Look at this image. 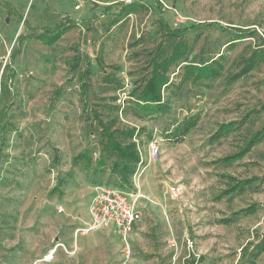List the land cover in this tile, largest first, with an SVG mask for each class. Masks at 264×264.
Instances as JSON below:
<instances>
[{"label":"rangeland","instance_id":"1","mask_svg":"<svg viewBox=\"0 0 264 264\" xmlns=\"http://www.w3.org/2000/svg\"><path fill=\"white\" fill-rule=\"evenodd\" d=\"M139 2L143 9L109 26L117 0H0V264H183L188 257H202L197 264H264V250L251 262L264 241V141L236 162H217L264 124V60L232 80L252 51L264 49V0ZM108 6L114 8L106 13ZM68 19L74 25L55 44L35 38ZM160 19L169 29L201 24L184 37L187 61L221 55V68L216 78L180 82L182 71L172 67L164 94L168 113L125 114L156 47L167 55L177 41L162 35ZM238 31L253 35L230 48ZM86 70L88 108L114 129L135 130L139 163L125 188L109 170L93 171L100 133L77 81ZM188 119L192 126L182 125ZM230 122L231 133L210 141ZM151 141L159 147L154 160L147 152ZM84 152L89 170L74 162ZM228 177L252 183L224 195L233 184ZM61 178L67 180L63 194L51 195ZM96 185L118 187L135 201L128 260L110 228L73 238L92 223ZM246 208L254 211L240 214ZM60 243L69 252L75 244L76 251L58 247L50 254Z\"/></svg>","mask_w":264,"mask_h":264},{"label":"trees","instance_id":"2","mask_svg":"<svg viewBox=\"0 0 264 264\" xmlns=\"http://www.w3.org/2000/svg\"><path fill=\"white\" fill-rule=\"evenodd\" d=\"M141 1V0H140ZM120 8L115 14V19H113L109 26H114L119 23L122 19L128 17L131 14H135L144 8V5L138 1L132 2L131 4H119ZM114 7L108 6L104 9V12L109 13ZM160 27L162 30V35L167 36L169 40H177L173 46L170 47L169 54H164V49L161 45H158L154 50V55L149 61V69L145 78L136 85L129 94V100L127 101V106L124 109L125 114L133 113L137 116L145 117L157 113L166 114L169 111V99L164 97L166 90L171 86L170 81V70L172 67H177L182 71L181 81L191 79L193 82H198L201 79L216 78L218 75V70L221 68V64L218 56L217 59L211 61H198V62H188V44L184 41V37L202 25H194L183 29H169V27L160 19ZM74 25V22L69 19L65 23H60L59 25L50 28L44 27L39 35H36V39L42 42L46 46H51L55 44L59 39L70 30ZM239 32V31H238ZM248 37H252V32L237 33L233 39H231L226 45L233 48L234 44ZM15 52V51H14ZM14 52L12 55H14ZM264 60V49L256 48L252 51L251 55L245 60L242 69L232 76V80L236 81L241 77L248 74L259 62ZM183 64V65H182ZM79 66V58L74 57L71 69L74 71ZM90 71H83L78 75L77 81L79 82V88L83 94L81 99L83 108L85 111H90L92 120L96 124L99 130V157L94 164V172L103 173L104 170H109L112 176L118 178L121 188L126 187V183L134 176L137 165L139 163L138 149L134 140V129L127 130H117L111 127V123L104 121L96 110H91L88 108V103L86 102V96L88 92V84L86 80L88 79ZM173 74V73H172ZM190 120H185L182 125L192 126ZM188 127L182 130L183 132L187 130ZM235 129V122H230L227 124H222L219 126L218 130L210 138V141H217L220 138L228 135ZM4 132H12L10 128H4ZM178 130V128H177ZM179 131V130H178ZM264 141V124L261 130L255 132L251 135L244 143L240 149L232 154L228 155L217 162L224 164H231L242 159L251 149L258 143ZM1 146V145H0ZM1 149V147H0ZM84 162V168L86 170L90 169V159L88 153L78 154L74 158V162L78 161ZM233 183L231 187L223 192L224 195L233 192H243V190L252 183V180L235 181L233 178L228 177ZM67 180L61 178L58 180L56 187L51 191V195H62V189L66 186ZM97 186V185H96ZM111 186V185H107ZM95 187V186H94ZM93 187V188H94ZM113 187V186H111ZM118 190L124 192L123 190ZM125 193V192H124ZM254 208H246L240 211V214L248 215L249 212L252 213ZM225 224L230 223V220L223 221ZM264 250V241L256 246V250L251 255V262H254ZM202 260V257L197 259L194 257H188L185 259L183 264H197Z\"/></svg>","mask_w":264,"mask_h":264},{"label":"built area","instance_id":"3","mask_svg":"<svg viewBox=\"0 0 264 264\" xmlns=\"http://www.w3.org/2000/svg\"><path fill=\"white\" fill-rule=\"evenodd\" d=\"M122 4H131L133 0H117ZM78 9V7H76ZM148 157L154 160L159 155V147L156 142L151 141L147 145ZM176 194L174 189L170 191V198L174 199ZM135 201L129 202L127 194L117 188L107 185H97L93 188V196L90 200L89 213L92 218L90 226L83 229H76L74 240L78 232H89L93 230L110 228L123 243L122 253L125 260H128L131 255L130 243L128 236L132 231L133 224L138 220V213L135 210ZM58 212H62V208L58 207ZM58 247H61L68 254H73L76 251V245L72 246L70 252L63 244H57L54 249L50 250V254ZM46 259V258H45ZM35 264V263H33Z\"/></svg>","mask_w":264,"mask_h":264},{"label":"bare ground","instance_id":"4","mask_svg":"<svg viewBox=\"0 0 264 264\" xmlns=\"http://www.w3.org/2000/svg\"><path fill=\"white\" fill-rule=\"evenodd\" d=\"M52 254V253H51Z\"/></svg>","mask_w":264,"mask_h":264},{"label":"water","instance_id":"5","mask_svg":"<svg viewBox=\"0 0 264 264\" xmlns=\"http://www.w3.org/2000/svg\"><path fill=\"white\" fill-rule=\"evenodd\" d=\"M7 22V21H6Z\"/></svg>","mask_w":264,"mask_h":264}]
</instances>
